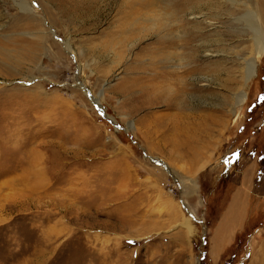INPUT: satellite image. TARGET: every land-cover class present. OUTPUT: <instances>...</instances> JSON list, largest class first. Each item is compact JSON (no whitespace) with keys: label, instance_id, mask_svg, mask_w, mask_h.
Masks as SVG:
<instances>
[{"label":"rangeland","instance_id":"rangeland-1","mask_svg":"<svg viewBox=\"0 0 264 264\" xmlns=\"http://www.w3.org/2000/svg\"><path fill=\"white\" fill-rule=\"evenodd\" d=\"M249 13L264 29V0H0V264H264Z\"/></svg>","mask_w":264,"mask_h":264},{"label":"bare ground","instance_id":"bare-ground-1","mask_svg":"<svg viewBox=\"0 0 264 264\" xmlns=\"http://www.w3.org/2000/svg\"><path fill=\"white\" fill-rule=\"evenodd\" d=\"M22 3L20 4V6H23ZM247 16H248V20H250L251 24L247 25L246 27H248L251 30V32L253 33L252 40L255 43L256 49H258L259 54H262V53L264 54V32H263L264 29L262 28V26L260 24L259 17L256 14H252V13H249V15H247ZM244 62L246 63V65H245V69L243 70V73H242V78L245 82H248L253 77H255V75H256V73H255L256 68L254 66V64H255L254 57L249 58L247 60H244ZM245 98H246V96H245L244 91H240L238 93H235V95L232 96L231 112H233L234 109L238 105H240V103L243 100H245ZM184 226H185L187 233L191 234L192 228H191V225L188 223V221L184 222Z\"/></svg>","mask_w":264,"mask_h":264},{"label":"snow or ice","instance_id":"snow-or-ice-1","mask_svg":"<svg viewBox=\"0 0 264 264\" xmlns=\"http://www.w3.org/2000/svg\"><path fill=\"white\" fill-rule=\"evenodd\" d=\"M260 103H264V97H261L260 98ZM252 109L250 108L249 111H251ZM103 115V113H102ZM117 127H119V125H117ZM239 158V154L238 153H234L233 156H232V159L233 160H238ZM129 243H134V241H130Z\"/></svg>","mask_w":264,"mask_h":264}]
</instances>
